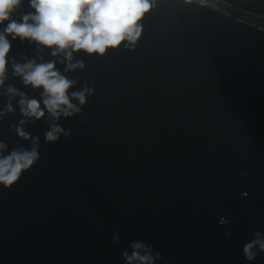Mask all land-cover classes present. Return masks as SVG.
Returning a JSON list of instances; mask_svg holds the SVG:
<instances>
[{
  "label": "water",
  "instance_id": "obj_1",
  "mask_svg": "<svg viewBox=\"0 0 264 264\" xmlns=\"http://www.w3.org/2000/svg\"><path fill=\"white\" fill-rule=\"evenodd\" d=\"M141 23L134 51L75 54L86 67L70 74L73 90H95L81 115L60 119L67 139L45 143L43 120L28 127L40 159L0 186V264H123L133 241L159 252L156 264H248L243 245L264 233V14L156 0ZM38 55L51 59L13 42L19 62ZM18 119L0 122L9 150L29 146L10 131Z\"/></svg>",
  "mask_w": 264,
  "mask_h": 264
},
{
  "label": "clouds",
  "instance_id": "obj_2",
  "mask_svg": "<svg viewBox=\"0 0 264 264\" xmlns=\"http://www.w3.org/2000/svg\"><path fill=\"white\" fill-rule=\"evenodd\" d=\"M155 4L156 0H0V98L4 100L0 122L17 115L19 119L10 125V131L29 144L27 148L17 145L9 150L8 141L0 140V186H14L40 159V137L27 131L29 126L43 120L47 125L43 140L47 144L57 143L61 136L67 139L71 129L65 130L60 119L81 115L93 96L94 81L91 86L85 82L73 90L79 77L70 78V74L86 67L75 54L103 58L122 45L134 51L143 33L141 21ZM17 40L35 45L38 53L49 50L51 59L45 61L43 55H38L32 59L22 57L24 62H19L10 56ZM9 69L25 88L38 91L39 99L29 98L27 93L6 84ZM241 195L246 197L247 193ZM218 223L223 226L228 220L221 217ZM225 236L231 237L232 232H225ZM252 236L242 247L248 264L264 255V233L256 231ZM112 241L119 242L117 233H113ZM129 249L121 253L123 264H156L162 259L143 241H133Z\"/></svg>",
  "mask_w": 264,
  "mask_h": 264
},
{
  "label": "trees",
  "instance_id": "obj_3",
  "mask_svg": "<svg viewBox=\"0 0 264 264\" xmlns=\"http://www.w3.org/2000/svg\"><path fill=\"white\" fill-rule=\"evenodd\" d=\"M244 8L264 14V0H227Z\"/></svg>",
  "mask_w": 264,
  "mask_h": 264
},
{
  "label": "rangeland",
  "instance_id": "obj_4",
  "mask_svg": "<svg viewBox=\"0 0 264 264\" xmlns=\"http://www.w3.org/2000/svg\"><path fill=\"white\" fill-rule=\"evenodd\" d=\"M235 4V3H234ZM240 6V5H239Z\"/></svg>",
  "mask_w": 264,
  "mask_h": 264
}]
</instances>
